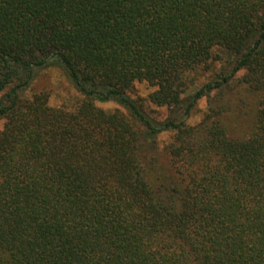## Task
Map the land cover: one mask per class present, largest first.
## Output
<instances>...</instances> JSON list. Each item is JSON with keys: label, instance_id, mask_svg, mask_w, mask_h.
<instances>
[{"label": "trees", "instance_id": "trees-1", "mask_svg": "<svg viewBox=\"0 0 264 264\" xmlns=\"http://www.w3.org/2000/svg\"><path fill=\"white\" fill-rule=\"evenodd\" d=\"M0 119V264H264V0H0Z\"/></svg>", "mask_w": 264, "mask_h": 264}, {"label": "rangeland", "instance_id": "rangeland-1", "mask_svg": "<svg viewBox=\"0 0 264 264\" xmlns=\"http://www.w3.org/2000/svg\"><path fill=\"white\" fill-rule=\"evenodd\" d=\"M40 88L48 89L50 91V102L53 105L61 104L67 99H74L79 96V93L74 89L64 73H62L60 69L55 67H46L38 70L28 88L25 89L24 92L26 94L29 90H36ZM153 90L154 86L149 85L144 80L134 81L129 95L136 101L139 102L142 100L145 103L143 108L150 118L160 120V118L162 119L163 117H165L167 108L158 107L155 104L149 103L147 101V96ZM236 94L237 93L235 88H230L227 86L223 89L213 91L208 95L206 94L200 97L192 106L186 122L192 125H196L206 116L210 108H216L217 103H219L220 100H227L230 104L237 101ZM96 104L105 109H114L118 107L120 108V106L112 100L107 102L97 101ZM183 109L184 108H181L175 113L179 112L180 114ZM2 122L3 120L0 119V128L2 126ZM171 135L172 132H162L158 134L156 140L159 145H162L172 138Z\"/></svg>", "mask_w": 264, "mask_h": 264}]
</instances>
